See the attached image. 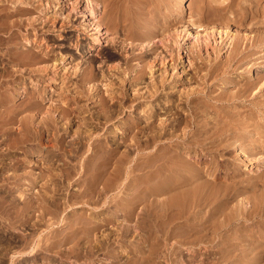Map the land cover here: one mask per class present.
Returning <instances> with one entry per match:
<instances>
[{"label":"rangeland","instance_id":"rangeland-1","mask_svg":"<svg viewBox=\"0 0 264 264\" xmlns=\"http://www.w3.org/2000/svg\"><path fill=\"white\" fill-rule=\"evenodd\" d=\"M105 1H108L107 3H109V5ZM103 4L105 5V11L102 6V1L99 5H95L96 14L93 13V19L95 21L98 20V23L103 22L101 23L103 27L107 28L108 26L107 29L109 32L103 35L101 32H98V30H92L86 35V31L92 28L90 26H88L89 28H84V25L88 24L87 21H85L84 14L88 13L91 8H86L87 0H0V264H264V242L261 241V239L264 240V227H262L264 225H257L258 227L256 226L257 223H253V225H249V227H240L241 225H237L241 229L237 226H222L225 222L224 219H226V215H224L225 211L223 210L224 207L221 202L223 200L221 196L224 195L221 194H223V192L226 194L227 192L223 187L224 183L227 182L228 176L224 175L225 173L227 174L224 168L217 169V167H215L216 165L219 167L220 163V167H223L221 165H224L222 161L224 162L225 158H229L234 162L236 161L234 167L237 168V178L244 183L243 185L247 184L248 186L251 185L249 187H252V180L257 181L258 179L254 176H259V173L264 174V167L259 165L264 162V159L256 158L261 155L255 154L256 157L252 154L249 159H245L243 151L235 147V149L230 147V150L228 148L227 151L225 150L223 153L217 151V159H215L213 163L209 160V164L208 159H211V157L208 156V150H206L208 151L206 152L202 147V149H200L199 146L191 147L193 149L191 150L190 148L189 150L186 148L187 144L181 146L183 142L181 137L184 136L183 133L187 135L195 130L193 123H189L187 119H190V112L188 111H191L192 105H194L190 100L197 91H199L201 96H205L203 93L209 90L207 93H211L210 95H212V100L215 101L214 103H218L210 107V109H207L203 97L201 99L200 96L198 100L201 101H197L199 106L203 105L201 108L206 109L202 110L205 112L207 111L208 115L211 116L212 112L213 115H215L211 116L212 118L210 119V116L208 117L204 111L202 112L197 105L201 112L200 114L205 113L202 115V118L205 116L202 124L208 123L209 126L216 122L215 120L218 118L215 119V117H219V114L222 115V113H224V116L225 114L229 116L228 112H230V115L233 114V112L237 110L234 108H239L238 110H242L244 113L247 112L245 111L247 106L246 101H248V107L250 108L252 106L251 103H258L257 101L264 102V0H103ZM110 9L113 12H111ZM109 11L111 13L108 14ZM102 14L106 18L102 16ZM59 18L63 20L60 21ZM164 18L165 20H162ZM54 19H56V21ZM81 23H83V25ZM107 23H110V25ZM160 24L164 25L163 28L166 26L164 28L165 30L163 29L164 31L159 30L162 28ZM111 26H113L114 32ZM138 26H144L145 28H139ZM146 27L147 29L150 27L149 31L152 29L155 33L157 32V35L150 32L151 34L153 33L152 38H150V33L146 30ZM155 27L156 31L154 30ZM143 28L144 31L142 32ZM128 29H133V32L126 31ZM127 32H132L133 35L129 33V36ZM140 32L148 36L147 38H150V41L145 36V38H141L143 34H140ZM144 32L149 33V35ZM78 35H81V38H83L84 35H86V37L88 36V39L85 40L86 43L95 44L94 48H92V52H90L86 58L91 55L94 56L95 54L96 56H94L95 58L92 57V60L94 59V61L97 60L99 62V59H104L105 66L107 65L104 69H106L107 73L111 66L112 69L116 67L114 71L110 69L112 77H115H113V80L116 79L113 82L118 80L120 82L121 79L119 78H121V76L125 77L122 75L124 74L122 69H125L124 71L129 73L127 76L133 75L131 77H137L135 72H132L131 68H142L143 70V66H145L143 71L147 69L146 71L148 74H142L144 77H140V82L144 83L143 86L145 89H147L146 87L148 85L149 89L144 90L143 88L140 91L139 88L143 87L141 86L142 84H138L135 88H131L130 84L125 85L122 82L120 85L123 86V90H126V93L128 91L127 96H124L125 91H122L120 86L116 89L117 84L108 86L109 82L108 80L106 81L104 77L106 72L105 74L102 72V74L100 71L97 76L91 72L94 76L91 75V68L88 67L91 63L89 64L86 62V64L81 62L80 55L76 53L77 51L75 48L77 44L75 40L79 37ZM27 36L28 39L26 38ZM127 36L130 37L131 40L135 38L137 45L133 42L134 40H128L130 38ZM93 37H100V40L92 41ZM105 37L107 38L105 39ZM60 38H62V40H60ZM234 39L239 43L238 51L234 49ZM139 40H143L141 45H139ZM186 45L189 47L185 49L184 46ZM151 47L152 50L149 51ZM124 48L127 51H125ZM189 48L190 51H188ZM142 51H147V58L139 57L143 53ZM154 51L161 52L159 54L163 55L160 59H156V61H159V64L156 62L157 67L150 69L152 65L149 63H151L152 60L154 61L156 57L153 54H158L154 53ZM25 52L28 53H26V58L24 56ZM47 53L48 58L46 57ZM125 53L126 55L127 53L131 54L132 57L135 55L134 57L136 59L133 57L132 61H130L132 62L131 66L135 64L133 67L128 66L130 65L128 58L127 61L123 60V58L126 59V57L129 56V54L126 56ZM34 54L36 55L34 56ZM137 55L138 57H136ZM158 57H160V55H158ZM50 58H52V60H49ZM137 58H139L140 61H138L139 59ZM146 60H148V62L151 61L148 63ZM141 61H144L143 64ZM98 62L96 63L98 64ZM136 63H138L137 66ZM210 65L216 67V72L219 68L221 70L219 69L217 74H215V71L213 72V75L216 76L212 75V77L216 79H214V81L213 78L210 79L209 83L210 81L213 82L209 85V83L206 82L205 75L207 69L209 70L212 67ZM197 66L198 68H202H199L201 72L198 68H195ZM88 68L90 69L89 73ZM118 68H121L120 72H122V74L119 72ZM129 68L131 72L128 71ZM85 69L88 73L86 74L88 75L87 79L90 75L91 77L89 78L91 79L95 76L98 78L96 79L95 77L93 80L88 79V81H86L87 83L82 81V75H78L82 74ZM119 73L121 76L118 75ZM209 76L210 75H208V77L206 76L207 79L211 77ZM107 78H110V74ZM160 79H163L164 85L167 84L166 87L160 88V84L161 86L163 84L160 82ZM79 81L82 82V86L76 83H80ZM156 82H159L158 90L160 91L158 92L154 90L156 89L155 87H152V84ZM203 82H205L206 85ZM96 88L100 91V95H103L102 98L104 99H102V102L100 101V95L92 97V95L97 93L95 92ZM240 88L242 93H240L241 91L238 92ZM136 89L140 92L136 91ZM150 89L153 90V92L151 91L152 94L149 91ZM242 89H244V91ZM194 90L196 92H194ZM146 91H149V93H146ZM217 93H219V98L222 95V100L223 95L226 97V99L224 98L225 100H223L224 102L222 100L219 102L220 99L214 97ZM238 94H242V99H239L241 96ZM231 95H234L239 100L233 96L234 98L232 97L233 99L231 98L230 101ZM66 96L71 100L72 107L73 105L75 107V104L77 107V104H79L83 105L85 109H80V111L73 110V113L66 116L58 112L52 115L50 114V118L53 116L52 119L54 118V120L46 118L49 117L46 113L49 106L70 103L67 102L68 98H66ZM78 97H80L79 100ZM145 97H147V99H145ZM227 97H229V99H227ZM243 98L244 101L241 103ZM103 101L107 103L104 104ZM228 101L230 106H234V108H230L231 110L229 109ZM232 101H237V103L240 102L241 106L237 107V104ZM140 102L141 104H138ZM214 103L212 101L211 105ZM132 104L135 105L132 107L129 106ZM136 104H138V106ZM222 104L226 108L223 107ZM189 105L190 107H188ZM105 107H107L106 110H102ZM109 107L111 110H109ZM248 107L246 108L247 110L250 109H248ZM119 108H122V111H120L121 109L119 110ZM223 108L228 109L227 113L223 112L225 110ZM232 109H234L233 112ZM37 110H39V112H37ZM100 110L102 113H100ZM115 110L119 111L120 114H118L117 111L115 112ZM176 110L180 111L177 113ZM105 111L109 114L107 115L104 113ZM110 112L114 113L111 114ZM179 113L185 115L184 118H182L183 116L181 115L179 116ZM99 114L102 115L98 116ZM107 116L110 117V120ZM176 116L177 118H175ZM186 116L189 118L187 117L185 121ZM67 118H70L72 121H69V119L67 120ZM106 118L108 121H106ZM22 119L24 120L23 122L21 121ZM149 121L154 123V130L145 127L146 125L148 126ZM181 121H183L182 124L184 126L179 124ZM162 122H164V125ZM165 122L169 125H166ZM170 123H172L173 126ZM157 124L166 125L169 126V128L165 126L167 128L165 129V127L161 125L160 128ZM178 124L179 126H176V128H180L177 129V132H180L183 129L182 127H184L179 135L174 131V125ZM208 124L202 127H205L204 129H200V132L205 137L207 135H204V133L208 130ZM131 126L135 127L133 128ZM156 126L158 128H156ZM190 126H192V128ZM209 126L208 128H210ZM142 129H146V131H144L146 133L143 134L140 132ZM162 129L167 131L165 132ZM155 130V133L159 130L164 132H162V134L159 131L162 136L159 135L158 140H153V145L156 141L161 143V147L158 150L156 149L159 143H156L157 145L155 144L154 147H152L153 145L148 147L149 144L146 143L148 140H146V138H149L152 133L153 135L151 137H154ZM168 131L170 133L174 131V133H172V135H174L172 136ZM148 132L152 133L149 134ZM175 132L177 134H175ZM166 133H169L167 134L169 135L168 137L172 138L168 139ZM192 133L193 132H191L190 135H192ZM157 137L158 136H155V138ZM160 137L164 140L163 142L159 140ZM165 138L167 139L165 140ZM144 143L146 145H144ZM177 143L178 145H176ZM173 144L176 146V149ZM169 148L171 150H169ZM155 152L157 154L160 153L161 156L157 155ZM151 153L154 154V156L152 155L153 157ZM220 153H222V155ZM146 155H149V157ZM168 155L169 157H166ZM150 156L152 160L157 159L155 165H153V161H150ZM221 156H223L224 159ZM164 157L168 160L167 162ZM173 157H175V159L177 158V163L179 164L175 163V165H172ZM218 157L221 158L218 159ZM148 158L149 160L146 161ZM175 159H173V161ZM185 159L187 161H184ZM158 161H160V163ZM204 161L207 162L205 163ZM149 163L153 165V167H151ZM167 163L169 165L171 164V167L169 165L167 166ZM180 163L182 169L180 168ZM188 163L190 164L189 166ZM145 164H147V167L149 165L150 168L148 169L145 167ZM183 165L185 167H183ZM197 165L199 167H197ZM207 165L209 168L207 171L208 173L205 175ZM236 165L238 166L236 167ZM159 166H161V168ZM174 166H177V168ZM192 166L194 168H192ZM185 168L187 170L189 169L188 172L191 170V172H193L194 169L195 175L189 172L196 178L191 181L193 184L185 182L184 179L182 181V179L179 178H183L185 174L187 176L189 175L188 172H185L187 171ZM213 168L216 170L214 171ZM172 169L176 173L173 172ZM177 169L178 171H176ZM159 170H165V172H161L162 175H165L162 177L159 176L161 179L157 177L161 174ZM209 170L213 171L210 172ZM168 171H170L169 174H167ZM171 171L173 175H177L178 172V176H173ZM148 172L151 175H149ZM152 172L153 174L155 173L154 179ZM180 172L181 174H179ZM199 172L201 175H204L203 177L206 180L208 179L206 182L204 178H201L202 180L199 179L202 177ZM263 174L260 178L261 180L264 179ZM211 175L214 176V178H212ZM167 177L170 179H165ZM177 178L181 179V181ZM221 178H223V180ZM158 179L161 180V182L164 179L166 180H164L165 182H167V180L168 182L165 185L164 181L161 183ZM172 179L173 181H171ZM244 179L249 180L245 182ZM260 179H258L257 185H259V187L262 186L260 188H257L258 186L253 187V190L255 188L254 191L251 190L252 188L250 190L247 189V196H250V193H254L253 196H256L260 192L261 194H259L258 197L263 196V200L262 197L261 200L264 201V192L261 191L264 190V180L261 182ZM146 180L148 182H146ZM155 180L157 183L154 182ZM203 180L206 183L205 185H203ZM213 180L215 181L213 182ZM176 181L181 183L183 190L186 187L189 189L194 186L191 190L196 189L197 191H194L202 198L201 203H204L203 206L202 204H200V206H202V208H208L207 210H205V208L201 210L203 214H205L206 211V214H201L202 216L199 219L202 220H198L199 223H201L200 226L204 224V227L202 226L203 228H199L200 226H197L196 229L191 227V230H196H193L196 236L199 235L200 237L201 229V231L204 232L202 235H205L203 236L205 238H200L202 240L199 239L196 242L197 244H195V240L191 243L188 241L195 235L189 230V221L186 222V218L192 215L188 213V211L190 210L192 213L194 208L192 209L189 207L188 211H184V209L181 210V208L178 207L181 212H184L181 213L178 211L177 215L176 208L173 207V209L171 207L168 209L166 205H163L165 200L168 201L170 195L172 196L177 190L180 192L179 189L182 190L180 184L177 185L178 182ZM153 182L154 184L156 183L157 186H154ZM184 182L188 185L190 183V185H186L185 187L182 185ZM194 182L196 185H194ZM160 183L163 185H160ZM173 183L175 187L172 188L175 191L169 186L171 184V186H174ZM220 183L223 185L221 186ZM149 184L151 186L153 184V186L149 187ZM197 184H202L203 189L199 188L201 189V193L198 191ZM210 184H212L213 187ZM214 184L219 188H217L216 185L214 187ZM163 186H165V188L167 186V190L161 191L163 192L162 196L159 195L161 192L158 194L159 196H156L154 192L150 193V191H148L149 188L151 189L154 187L165 189ZM208 186H211V189L208 188ZM168 188L170 189L169 191ZM207 188L210 192L214 190L211 194H213L217 188L216 192L219 195L215 194L213 197L208 196L207 194L210 192H207L209 191ZM202 190L203 192L206 191L205 195L202 193ZM147 191L148 194H146ZM165 192L167 193L165 194ZM144 193L146 197H144ZM200 194H202V196ZM162 197L166 199L163 200ZM145 198H156V201L153 200V203L156 204L155 207H152L154 206L152 205V201L145 200ZM204 198H207V200ZM160 199L163 203L162 205ZM158 200L160 202L159 206ZM214 200H217V202H215L216 204ZM208 201L212 202V205ZM145 202L149 205L151 203V205L149 206ZM218 203L222 205V209L220 208L221 206L219 207ZM234 203H236V201L233 202L235 206ZM215 205H217V207ZM161 206L164 208L166 207L167 211L171 212L170 214H172V217L166 210L164 211ZM151 207L153 210L157 207L159 212L160 210L161 212L158 213L155 209L154 212L158 214L156 213V215L154 212H151L155 214L152 216L150 214V210L152 211V209H150ZM194 207L196 209H201L198 208L197 204ZM213 208L215 211H212L216 214L211 212ZM172 211L174 214L176 213L174 217ZM218 212H221V214H217ZM167 213L168 215H166ZM179 213L181 214L179 215ZM160 214L163 218L159 217L161 216ZM187 214L189 215L187 216ZM210 214L214 215V217L208 216ZM168 216L172 219L171 223L169 222L170 217ZM179 216L182 217L180 218ZM207 216L212 218H208ZM156 219L157 221H155ZM159 219L160 223L158 222ZM161 219H163L162 222ZM204 219L208 222H205ZM221 219H223V222ZM151 220L156 223H153ZM209 220H213L214 223L220 220V223H222L220 227H222H217L216 232L210 231L216 223L209 222ZM203 221L206 224L208 223V229L205 227L206 225ZM262 221H264V219H262ZM151 223H153V225ZM161 223H168L170 227H175L174 225H176L178 226L176 230L181 228L177 236V239H179L177 241L179 242H176V239H172L170 240L171 242L166 241L167 246L165 241L161 243L163 240V237L161 238L162 235H160L162 234V228L160 227L162 226ZM209 223H211L212 226ZM220 223L216 225L218 226ZM146 224H150V226ZM180 225L182 226L179 227ZM223 225H225V223ZM183 226H186L185 228H188L189 231L183 228ZM256 227L257 229H255ZM228 228L230 229L229 237ZM237 228L241 231L240 233ZM197 230L199 232L198 234ZM204 230H209L212 234L209 235L210 232L207 231L206 233ZM212 230L215 231L216 226ZM222 230L224 231L223 236ZM242 230H247L245 232L246 234ZM180 232L184 234L183 237ZM258 232L263 238L257 235ZM190 233H192V235ZM243 233L247 236H244L246 240L242 239L241 241L243 236L240 238L238 234L243 235ZM251 233L253 235L255 233L257 236L254 235L256 236L254 237ZM220 235L223 238L227 236L225 238L227 241H222L223 238H221ZM210 236L213 238L211 239L212 241L210 240ZM248 236L252 237V240L250 237L248 238ZM245 237H247L248 240ZM158 238L162 240L160 239L158 241ZM206 238L209 240L206 241ZM258 238L261 243H255V239L258 241ZM249 239L253 242L249 241ZM194 249L199 250L198 253L195 252L197 250ZM220 251H222V253Z\"/></svg>","mask_w":264,"mask_h":264},{"label":"bare ground","instance_id":"bare-ground-1","mask_svg":"<svg viewBox=\"0 0 264 264\" xmlns=\"http://www.w3.org/2000/svg\"><path fill=\"white\" fill-rule=\"evenodd\" d=\"M101 1H102V6H103L104 11H105V5L103 4V0H87L86 8H88V7H89V8L91 7V8L89 9V12H88V13L84 14L85 21H87V23H88V24H85V25H84V26H85L84 28H85V29H86V28H89L88 26H90V27H92V28L86 31V35H87L90 31H92V30H98V32H101L103 35H105V34H107V32H109L108 29H107L108 26H107L106 24H105V25L107 26V28H106V27H103V24H101V23H103V22H100V21H99L100 23H98V20L95 21V20L93 19V13L96 12V10H95V9H96V8H95V5H99V3H100ZM105 2L107 3L108 1H105ZM106 3H105V4H106ZM107 4L109 5V3H107ZM108 5H106V6H108ZM108 7H109V6H108ZM110 7H111V6H110ZM112 9H113V7H112ZM106 10H107V9H106ZM107 11H108V10H107ZM107 11H106V12H107ZM110 11H111V9H110ZM110 11L108 12V14L111 13V12H113V11H111V12H110ZM95 14H96V13H95ZM103 14H104V13H103ZM103 14H102V16H104ZM106 14H107V13H106ZM73 16H74V15H73ZM73 16H72V17H73ZM106 16H107V15H106ZM55 17H56V16H55ZM55 17H54V18H55ZM67 17H68V16H67ZM104 17H105V16H104ZM56 18H57V17H56ZM68 18H69V17H68ZM105 18H106V17H105ZM105 18H104V19H105ZM44 19H45V18H44ZM46 19H47V18H46ZM51 19H52V18H51ZM59 19H60V18H59ZM69 19H70V18H69ZM54 20L56 21V19H54ZM54 20H53V21H54ZM62 20H63V19H62ZM62 20L60 19V21H62ZM102 20H103V19H102ZM162 20H165V18L162 19ZM48 21H50V20H48ZM64 21H65V20H64ZM72 21H73V20H72ZM167 21H168V20H167ZM73 22H74V21H73ZM158 22H159V21H158ZM161 22H163V21H161ZM71 23H72V22H71ZM104 23H105V22H104ZM163 23H164V22H163ZM73 24H74V23H73ZM73 24H72V25H73ZM81 24L83 25V23H81ZM107 24L110 25V23H107ZM142 24H143V23H142ZM144 24H145V23H144ZM158 24H159V23H158ZM164 24H165V23H164ZM167 24H168V23H167ZM167 24H166V25H167ZM150 25H151V24H150ZM154 25H155V24H154ZM154 25H153V26H154ZM160 25H162V28L159 29L160 31L163 30V29L166 27V26H165V27L163 28L164 25H163V24H160ZM145 26H146V25H145ZM147 26H148V23H147ZM156 26H157V25H156ZM109 27H110V26H109ZM112 27H113V26H111V28H112ZM138 27H139V26H138ZM138 27H136V28H138ZM140 27H144V26H140ZM140 27H139V28H140ZM150 27H151V26H150ZM150 27H149V28H150ZM144 28H145V27H144ZM144 28H143V30L141 29L142 32L144 31ZM149 28L147 29V27H146V30H148L149 33H150V32L155 33L152 29H151V31H149V30H150ZM152 28H153V27H152ZM80 29H82V28H80ZM85 29H84V30H85ZM109 29H110V28H109ZM113 29H114V28H112V31H113ZM134 29H135V28H134ZM48 30H50V29H48ZM82 30H83V29H82ZM154 30L156 31V27H155ZM164 30H165V29H164ZM164 30H163V31H164ZM126 31H132V32H133V29H132V30H129V29H128V30H126ZM135 31H136V30H135ZM137 31H138V33H139V30H138V29H137ZM137 31H136V32H137ZM81 32H82V31H81ZM113 32H114V31H113ZM115 32H116V31H115ZM132 32H131V33L129 32L130 35H131V34L133 35ZM136 32H135V33H136ZM142 32H140V34H143ZM127 33H128V32H127ZM129 33H128V35H129ZM135 33H134V34H135ZM144 33H145V32H144ZM149 33L146 32L145 34H148V35H149ZM153 33H152V34H153ZM156 33H157V32H156ZM156 33H155V34H156ZM81 34H82V33H81ZM84 34H85V33H84ZM108 34H109V33H108ZM110 34H111V33H110ZM112 34H114V33H112ZM140 34H139V36H140ZM152 34L150 33V35H149L150 38H152ZM86 35H84L83 38H81V35H78L79 37H77V39L75 40V41H76V44H77V45H76V48H75L76 51H77L76 53H78V54L80 55L81 62H84V63L87 62V63H89V64L91 63L90 66L87 65L88 67L91 68V71H90L89 68H88L89 70L87 69V70H88V73H89V71H90V74H91V75H93V73H94V75L97 76V74L101 71V73L103 72V73L105 74L106 69H104V67H106L107 65L105 66V63H104L105 61H103L104 59H103V60L99 59V62H98L97 60L94 61V59L92 60V57L96 56L95 54H94V56L91 55V56H88V57L86 58V56H87L90 52H92V50H93L92 48H94V45H95L94 43H90V44H89V43H86L85 40L88 39V36L86 37ZM124 35H126V34H124ZM130 35H129V36H130ZM156 35H157V34H156ZM156 35H155V36H156ZM28 36H29V35H28ZM28 36L26 37L27 39H28ZM49 36H50V35H49ZM134 36H135V35H134ZM136 36H137V34H136ZM136 36H135V37H136ZM144 36H145V35L143 34V35L141 36V38H142V37H143V38H145V37L147 38V37H148V36H145V37H144ZM85 37H86V38H85ZM127 37H128V36H127ZM127 37H125V38H127ZM137 37H138V36H137ZM137 37H136V38H137ZM106 38H107V37H105V39H106ZM128 38H130V37H128ZM139 38H140V37H139ZM141 38H140V39H141ZM150 38H147V39L149 40ZM49 39H50V38H49ZM60 40H62V38H60ZM96 40H100V37H93L92 41H96ZM128 40H131V38L128 39ZM132 40H134L133 42H135V38H134V39L132 38ZM132 40H131V41H132ZM148 40H147V41H148ZM139 41H140V44H139V45H141V42H142L143 40H142V41L139 40ZM145 41H146V40H145ZM149 41H150V40H149ZM136 42H137V41H136ZM136 42H135V43H136ZM231 42H232V41H231ZM129 43H130V42H129ZM131 43H132V42H131ZM88 44H89V45H88ZM132 44H133V43H132ZM132 44H131V45H132ZM128 45H129V44H128ZM133 45H134V44H133ZM136 45H137V43H136ZM233 45H234V49H235L236 51H238L239 43H238L237 41H235V39L233 40ZM143 46H144V45H143ZM152 46H153V45H152ZM154 47H155V45H154ZM186 47H187V45L184 46L185 49H186ZM188 47H189V46H188ZM188 47H187V48H188ZM129 48H130V47H129ZM142 49H143V48H142ZM146 49H147V48H146ZM124 50H125V48H124ZM147 50H148V49H147ZM150 50H152V47H151V49H149V51H150ZM153 50H154V49H153ZM51 51H52V49H51ZM125 51H127V50H125ZM188 51H190V48L188 49ZM46 52H47V51H46ZM142 52H143V51H142ZM146 52H147V51H146ZM146 52H143L139 57H140V58H147V57H146V56H147ZM232 52H233V51H232ZM26 53H27V52H25V55H24L25 58H26ZM48 53H49V52H48ZM48 53H47V56H46L47 58H48ZM131 53H132V52H131ZM154 53H158V54L155 55V54L151 53V54H153L154 56H156V57L154 58V61L152 60L153 58L151 59L152 61L150 60L152 64L149 63L150 61L148 62L149 59L146 60L150 65H152L150 69H153V68H156V67H157V66H156V65H157L156 62L158 63L159 61H156V59H157V60L160 59V58L162 57V55H163V54H159V53H161V52H156V51H154ZM236 53H237V52H236ZM27 54H28V53H27ZM45 54H46V53H45ZM99 54H100V53H99ZM128 54H129V53H127V55H128ZM151 54H150V55H151ZM182 54H183V53H182ZM35 55H36V54H34V56H35ZM37 55H38V54H37ZM50 55H51V54H50ZM50 55H49V56H50ZM103 55H104V54H103ZM125 55H126V53H125ZM127 55H126V56H127ZM158 55H160V57H158ZM134 56H135V55H134ZM134 56H133V57H134ZM151 56H152V55H151ZM151 56H150V57H151ZM97 57H98V56H97ZM133 57H132L131 54H129V56L126 57V59L123 58V60H126V61H127V58H128V59H129L128 61L130 62V61H132ZM136 57H138V55H137ZM152 57H153V56H152ZM167 57H168V56H167ZM23 58H24V57H23ZM43 58H44V57H43ZM94 58H95V57H94ZM134 58H135V57H134ZM164 58H165V56H164ZM233 58H234V57H233ZM135 59H136V58H135ZM137 59H139V58H137ZM49 60H52V58H50ZM49 60H47V61H49ZM143 60H144V59H143ZM162 60H163V58H162ZM138 61H140V59H139ZM163 61H164V60H163ZM230 61H231V60H230ZM96 62H98V64H97ZM129 62H127V63H129ZM141 62H142V64H143L144 61H141ZM141 62H140V63H141ZM160 62H161V61H160ZM165 62H166V61H165ZM165 62H164V64H165ZM87 63H86V64H87ZM131 63H132V62H130V65H128V64H126V63H125V64L128 65V66H131ZM153 63H154V64H153ZM196 63L199 64L198 62H196ZM137 64H138V63H136V66H137ZM142 64H139V65H142ZM158 64H159V63H158ZM194 64H195V63H194ZM197 64H195V65H197ZM217 64H219V63H217ZM122 65H124V64H122ZM134 65H135V64H134ZM134 65H132L131 67H133ZM139 65H138V66H139ZM144 65H145V63H144ZM146 65H147V63H146ZM199 65H200V64H199ZM199 65H198V66H199ZM214 65H216V64H214ZM214 65H213V66L210 65V66H212V67H211V68L209 67V68H210L209 70L207 69V71H206L207 73L205 72V73H206V75H205L206 82H208V83H209V80H210V79L213 78V81H214V79H216V78L212 77L213 72L215 71V68H216ZM128 66H127V67H128ZM136 66H135V67H136ZM148 66H149V65H148ZM148 66H147V68L149 69ZM193 66H194V65H193ZM198 66L195 67V68H198ZM217 66H218V65H217ZM221 66H222V65H221ZM109 67H110V66H109ZM111 67H112V66H111ZM111 67H110V69H112ZM113 67H114V66H113ZM118 67H119V66H118ZM123 67H124V66H123ZM127 67H125V68H127ZM141 67H142V66H141ZM143 67H144V68H143V70H144V69H145V66H143ZM219 67H220V65H219ZM219 67H218V68H219ZM85 68H86V67H85ZM98 68H99V69H98ZM115 68H116V67H115ZM115 68L112 69V70H113V71L116 70ZM139 68H140V67H139ZM199 68H200V67H199ZM199 68H198V70H199ZM83 69H84V68H83ZM107 69H108V67H107ZM110 69H108L109 72H108V73L106 72V74L104 75V77L106 78V81L108 80V82H109V83L107 82V83L109 84L108 86H112V85L117 84L116 89L118 88V86H120L121 88L123 87V86L120 85V83H122V82H123L125 85L130 84V87H131V88H132V87L135 88V86H137L138 84H142L141 86H143L144 83H141V82H140V81H141V80H140V77H144V76H142V74H144V75H145V74H148L147 71H146L147 69H146L145 71H143L142 68H141V69H135V68L132 69V68H131L132 72H135V74H136V76H137V77H135V76H134V77H131V76H133V75H131V76H127V75H129V73H128L127 71H124L125 69H122V70H123L122 72L124 73V74H122V72H120L121 68H120V69L118 68L119 72H120L122 75H124L125 77L121 76V74L119 73L118 75H120L121 78H119L120 76H119L118 78L121 79L122 81L120 80V82H119V80H118V81H116V82H113V81H115L116 79L113 80L115 77H114V76H113L114 78L112 77V74H111V72H110ZM200 69H202V68H200ZM203 69H204V68H203ZM219 69H220V68H219ZM219 69H218V70H219ZM127 70H128V69H127ZM140 70H141V71H140ZM159 70H160V68H159ZM195 70H196V69H195ZM205 70H206V68H205ZM218 70H217V72H218ZM220 70H221V69H220ZM82 71H83V70H82ZM85 71H86V69L83 71L82 74H79V75H78V76H81V75H82V77H83V78H82V81H84V82L88 81V79H91V78H89V77H91L90 74H89L90 76H89L88 79H87V76H88V75H86V74H88V73H87V71H86V72H85ZM94 71H97V72H94ZM113 71H112V72H113ZM128 71H130V68H129ZM155 71H156V70H155ZM199 71L201 72V70H199ZM84 72H85V74H84ZM91 72H93V73H91ZM116 72H118V71H116ZM130 72H131V71H130ZM145 72H146V73H145ZM153 72H154V71H153ZM196 72H197V70H196ZM217 72L215 71V74H217ZM79 73H80V72H79ZM103 73H102V74H103ZM114 73H115V72H114ZM109 74H110V78H107V77L109 76ZM83 75H84V76H83ZM94 75H93V76H94ZM118 75H117V76H118ZM208 75L211 76V77L209 76V77H210L209 79H207ZM96 76H95V77H96ZM117 76H116V77H117ZM206 76H207V77H206ZM213 76H216V75H213ZM95 77H94V78H95ZM99 77H100V76H99ZM102 77H103V75H102ZM104 77H103V78H104ZM203 77H204V75H203ZM94 78H93V79H94ZM97 78H98V77H96V79H97ZM156 78H157V77H156ZM194 78H195V77H194ZM205 78H204V79H205ZM93 79H91V80H93ZM154 79H155V78H154ZM154 79H153V80H154ZM157 79H158V78H157ZM157 79H156V80H157ZM163 79H164V78H163ZM163 79H160V80H161L160 82L163 83L162 86H161V84H160V88H161V87H166V85H167V84L164 85V81H162ZM165 80H166V79H165ZM77 81H78V80H77ZM80 81H81V80H80ZM80 81H79V82H80ZM89 81H90V80H89ZM154 81H155V80H154ZM157 81H159V80H157ZM213 81H212V82H213ZM84 82H83V83H84ZM142 82H143V81H142ZM212 82L210 81L209 85H210ZM76 83H77V84H80V85L82 86V84H81L82 82H80V83L76 82ZM76 83H75V84H76ZM86 83H87V82H86ZM118 83H119V85H118ZM152 83H153V82H152ZM158 83H159V82H158ZM158 83L156 82L155 84H152V87H155V88H156V89L153 88L154 90H156V92L160 91V90H158V87H159V84H158ZM166 83H167V81H166ZM203 83L206 85L205 82H203ZM111 84H112V85H111ZM156 84H157L158 86H157ZM73 85H74V84H73ZM149 85H150V84H149ZM153 85H155V86H153ZM163 85H164V86H163ZM250 85H251V84H250ZM139 86H140V85H139ZM145 86H146V85H145ZM240 86H241V85H240ZM77 87H78V86H77ZM75 88H76V87H75ZM78 88H79V87H78ZM110 88H111V87H110ZM112 88H113V87H112ZM134 88H133V89H134ZM136 88H138V87H136ZM143 88H144V86L141 87V88H139L140 91H141V89H143ZM146 88H147V89L144 88V90H148V89H149V88H148V85H147ZM150 88H151V87H150ZM205 88H206V86H205ZM108 89H109V88H108ZM116 89H115V90H116ZM207 89H208V88H207ZM109 90H110V89H109ZM121 90H122V91H125V95H124V96H127L128 91H127V93H126V90H123V88H122ZM197 90H198V89H197ZM242 90L244 91V89H242ZM246 90H247V87H246ZM113 91H114V90H113ZM113 91H111V92H113ZM136 91H138V90L136 89ZM140 91H138V92H140ZM149 91H150V93L152 94L153 90L150 89ZM149 91H148V92L146 91V93H149ZM151 91H152V92H151ZM202 91H204V90H202ZM208 91H209V90H208ZM208 91H207V92H208ZM239 91H241V88H240V90H238V92H239ZM78 92H79V91H78ZM80 92H81V91H80ZM95 92H97V93L94 94V95H92V97L101 94L100 91H98L97 88H96V91H95ZM108 92H110V91H108ZM120 92H121V91H120ZM120 92H119V93H120ZM194 92H196V91L194 90ZM207 92H206V93L201 92V93L205 94V96H204V95L201 96V94H199V91H197L195 94L192 93V94H194V95H193V97L191 98L190 101H191L192 104H194V105H192L193 107L191 106V107H192L191 111H188V112H190V113H189V114H190V115H189V116H190V119H187V120H188L189 123H193V125L195 126V130L193 129L194 131H191V132H193L192 135H190L191 132H190V134H187V135H189V136L185 135L186 133H183L184 136H182V133H181V136H182L181 139H183V142L180 140V141L182 142L181 146H182L183 144H187V145H186V148L189 149V150H190L191 147H194V146H195V147H196V146H197V147L199 146L200 149L203 148V150H205V151L208 150L209 152H208V151H206V152H208L209 155H208V154H207V155L211 157V159H208V161L211 160L212 163L215 161V159H217V158H216V156H218V155H216L217 151L223 153V151H225V150L227 151L228 148H229V150H230V147H231V148L233 147V149L236 148V149H238V150L243 151L245 159H246V158L249 159L250 156H251L252 154H253V155H254V154H255V155H261L260 157H256V156L254 155V157L259 158V159H264V102H259V101H257L258 103H254V104L251 103L252 106H251V108H250V107H248V101H246V102H247V104H246V105H247L246 108L248 107V109H249V108H250V109L247 110V109L244 107V108H245V111H247V112L244 113V112H242V110H238L239 108H234V106H230L229 101H228L229 109H230L231 107H233L235 110L237 109L235 112H233L234 109H232L233 114L230 115V112H228V113H229V116H227V114H225V116H224V115H223L224 113H222V115L219 114V115H220L219 117H215V119H216V118H218V119L215 120V119L213 118L216 122H214V123H212L213 121L210 122V123H212V125L209 126L208 123H206V124L203 123V124H205V125H203V124H202V121L204 122V117H205V116L202 118V115L205 114V113L207 114V111L205 112L204 110H206V109L201 108V107H203V105H202V106H201V105L199 106L198 103H197V101H199L198 99H200V96H201V99H202V97L205 99V100L203 99V101H205L204 103H205L207 109H208V108L210 109V107H212L213 105L218 104V103H214L215 101L212 100L213 97H212V95H210L211 93H207ZM212 92H213V91H212ZM28 93H30V92H28ZM31 93H32V92H31ZM114 93H115V92H114ZM146 93H144V94H146ZM154 93H155V92H154ZM240 93H242V91H241ZM247 93H248V92H247ZM247 93H246V94H247ZM121 94H122V92H121ZM144 94H141V95L145 96ZM151 94H150V95H151ZM155 94H157V93H155ZM155 94H154V96H155ZM218 94H219V93H217L214 97L219 98V97H218ZM236 94H237V92H236ZM236 94H235V96H236ZM30 95H33V94H30ZM30 95H29V96H30ZM118 95H119V94H118ZM148 95H149V94H148ZM238 95H239V94H238ZM241 95H242V94H240L239 96H241ZM244 95H245V93H244ZM77 96H78V95H77ZM77 96H76V97H77ZM100 96H101V95H100ZM100 96H99V97H100ZM128 96H130V95H128ZM146 96H147V95H146ZM152 96H153V95H152ZM154 96H153V97H154ZM219 96H220V95H219ZM229 96H230V95H229ZM233 96H234V95H231V97H230V101H231V98H232ZM235 96H234V97H235ZM31 97H32V96H31ZM31 97H30V98H31ZM99 97H98V98H99ZM102 97H103V95L100 97V98H101V100H100L101 102H102V99H104V98H102ZM104 97H105V96H104ZM122 97H123V96H122ZM147 97H149V96H147ZM147 97H145V99H147ZM150 97H151V96H150ZM188 97H189V96H188ZM221 97H222V95H221ZM221 97L219 98L220 100L218 99L219 102L222 100ZM234 97H233V98H234ZM242 97H243V96H241L239 99H242ZM66 98H68V97L66 96ZM79 98H80V97H78V100H79ZM124 98H125V97H124ZM142 98H143V97H142ZM224 98L226 99V97H224V95H223V100H225ZM233 98H232V99H233ZM235 98H237V97H235ZM247 98H248V97H247ZM71 99H72V98H71ZM73 99H74V98H73ZM189 99H190V97H189ZM214 99H215V98H214ZM227 99H229V97H227ZM237 99H238V98H237ZM239 99H238V100H239ZM69 100H70V99L68 98L67 102H70L71 104H70V103H66V104H67V105L65 104L66 106H65L64 104H61V105H57V104H56V105H53V106H49V108L46 110V113L48 114L49 117H46V118H50V114L52 115V114H55L56 112H58V113H62V115L65 114V116H66V115H68V114L70 115V113H73L75 110H79V111H80V109H85V108H83V105H79V104H77V107H76V104H75V107H76V108L74 107V105H73V107H72V102H71V100H70V101H69ZM75 100H76V99H75ZM218 100H217V101H218ZM223 100H222V101H223ZM72 101H73V100H72ZM97 101H98V100H97ZM105 101H107V100H105ZM188 101H189V100H188ZM188 101H187V102H188ZM200 101H201V100H200ZM200 101H199V102H200ZM212 101H213L214 104L211 105V102H212ZM243 101H244V98H243V100L241 101V103H242ZM252 101H254V100H252ZM252 101H251V102H252ZM74 102H75V101H74ZM79 102H80V101H79ZM132 102H133V101H132ZM223 102H224V101H223ZM225 102H226V101H225ZM232 102H235V101H232ZM238 102H239V101H238ZM77 103H78V102H77ZM103 103L106 104L107 102L105 103V102L103 101ZM201 103H202V102H201ZM235 103L237 104V105L235 104L237 107H238V106H241V103H240V102L237 103V101H236ZM249 103H250V101H249ZM138 104H141V102L138 103ZM138 104H136V105L138 106ZM188 104H189V103H188ZM188 104H186V105H188ZM202 104H203V103H202ZM223 104H224V103H223ZM223 104H222V106H223ZM232 104H233V103H232ZM31 105H32V104H31ZM133 105H135V104H132V105H129V106L132 107ZM197 105H198V107H200V108H199L200 110L204 109V110H202V112L204 111L205 113L200 114L201 112L199 111ZM98 106H99V105H98ZM100 106H101V103H100ZM120 106H121V105H120ZM219 106H221V105H219ZM244 106H245V102H244ZM249 106H250V105H249ZM30 107H31V106H30ZM30 107H29V108H30ZM32 107H33V105H32ZM103 107H104V106H103ZM123 107H124V105H123ZM177 107H178V106H177ZM188 107H190V105H189ZM188 107H187V108H188ZM214 107H215V106H214ZM217 107H218V106H217ZM223 107H225V106H223ZM34 108H35V107H34ZM100 108H102V107H100ZM100 108H99V109H100ZM106 108H107V107H105V108L102 109V110H106ZM109 108H110V107H109ZM218 108H219V107H218ZM221 108H222V107H221ZM225 108H226V107H225ZM225 108H223V109H225ZM244 108H243V111H244ZM31 109H32V108H31ZM116 109H117V108H116ZM120 109H121V110H120ZM178 109H179V108H178ZM178 109H177V110H178ZM215 109H216V108H215ZM73 110H74V111H73ZM87 110H91V109H87ZM109 110H111V108H110ZM109 110H108V111H109ZM119 110L122 111V108H119ZM177 110H176V111H177ZM216 110L219 111L218 109H216ZM216 110H215V111H216ZM221 110H222V109H221ZM225 110H226V111H225ZM225 110H224L223 112H226V113H227V110H228V109H225ZM230 110H231V109H230ZM230 110H229V111H230ZM33 111H34V110H33ZM100 111H101V110H100ZM113 111H114V109H113ZM116 111H117V110H115V112H116ZM123 111H124V108H123ZM179 111H180V110H179ZM179 111H177V113H178ZM212 111H213V110H212ZM217 111H216V112H217ZM37 112H39V110H37ZM41 112H42V111H41ZM117 112H118V114H120L119 111H117ZM155 112H156V111H155ZM209 112H211V111H209ZM209 112H208V113H209ZM221 112H222V111H221ZM100 113H102V111H101ZM104 113H106V111H105ZM104 113H103V114H104ZM110 113H111V112H110ZM112 113H114V112H112ZM112 113H111V114H112ZM177 113H176V114H177ZM219 113H220V112H219ZM106 114H107V113H106ZM108 114H109V113H108ZM108 114H107V115H108ZM155 114H156V113H155ZM209 114H210V113H209ZM214 114H215V113H214ZM217 114H218V112H217ZM43 115H44V114H43ZM58 115H60V114H58ZM100 115H102V114H99L98 116H100ZM104 115H105V114H104ZM153 115H154V113H153ZM180 115L183 116L182 118H184V116H185V115H182V114L179 113V116H180ZM186 115H187V114H186ZM200 115H201V116H200ZM207 115H208V114H207ZM207 115H206V117H207ZM111 116H112V115H111ZM179 116H178V117H179ZM209 116H210V115H208V117H209ZM211 116H215V115H213V112H212ZM211 116H210V119L212 118ZM217 116H218V115H217ZM223 116H224V117H223ZM230 116H231V117H230ZM52 117H53V116H52ZM52 117H51L50 119H52ZM63 117H64V116H63ZM69 117H70V116H69ZM107 117H109V116H107ZM154 117H155V115H154ZM156 117H157V116H156ZM187 117H188V116L185 117V121H186V118H187ZM175 118H177V116H176ZM179 118H180V117H179ZM188 118H189V117H188ZM219 118H220V119H219ZM68 119H69V121L71 120L70 118H67V120H68ZM97 119H98V118H97ZM106 119H107V118H106ZM168 119H169V118H168ZM172 119H173V118H172ZM180 119H181V118H180ZM205 119H207V118H205ZM52 120H54V118H53ZM99 120H100V119H99ZM109 120H110V117H109ZM155 120H156V118H155ZM165 120H166V119H165ZM173 120H174V119H173ZM178 120H179V119H178ZM178 120H177V123H178ZM21 121L23 122L24 120L22 119ZM71 121H72V120H71ZM106 121H108V119H107ZM152 121H153V120H152ZM156 121H157V120H156ZM161 121H163V120H161ZM169 121H170V120H169ZM171 121H172V120H171ZM175 121H176V120H175ZM179 121H180V120H179ZM185 121H184V122H185ZM207 121H208V120H207ZM99 122H101V121H99ZM153 122H155V121H153ZM153 122H150V121H149V124L147 123L148 126L146 125L145 127L148 128V129H150V130H154L155 126H153V124H154ZM182 122H183V121H181V123L179 122V124H180V125H183ZM188 122H186V123H188ZM45 123H47V122H45ZM133 123H134V122H133ZM150 123H151V124H150ZM186 123H185V124H186ZM47 124H48V123H47ZM162 124L164 125V122H162ZM165 124H166V125H169V124H167L166 122H165ZM170 124H172V123H170ZM179 124H178V125H174L175 130L172 129V128H171V129L177 132V129L180 128V127L176 128V126H179ZM207 124H208V126L210 127V128H208V126H207V129H208L207 131H208V132L205 130L206 132L204 133V131L202 130L203 133H204V135H205V134L207 135V136L205 137V136H203V134L200 132V131H201L200 129H201L203 126H206ZM133 125H135V124H133ZM158 125L160 126L161 124H157V126H158ZM163 125H161V126H163ZM166 125H165V126H166ZM187 125H188V124H187ZM187 125H186V126H187ZM42 126H43V124H42ZM48 126H49V125H48ZM157 126H156V128H158ZM161 126H160V128H161ZM165 126H163V127H165ZM172 126H173V124H172ZM172 126H171V127H172ZM183 126H184V125H183ZM186 126H185V127H186ZM211 126H212V127H211ZM131 127L134 128L135 126H131ZM163 127H162V128H163ZM166 127L169 128V126H166ZM166 127H165V129H167ZM174 127H173V128H174ZM190 127L192 128V126H190ZM136 128H137V127H136ZM182 128L184 129V127H182ZM204 128H205V127H204ZM204 128H202V129H204ZM165 129H164V130L162 129V130L166 132L167 130H165ZM183 129H182L181 131H183ZM188 129H189V128H188ZM142 130H143V131H142ZM142 130H140V132H142L143 134L146 133V132H144V131H146V129H142ZM160 130H161V129H160ZM160 130H159V131H160ZM169 130H170V129H169ZM185 130H186V128H185ZM190 130H191V129H190ZM138 131H139V130H138ZM159 131H158L157 133H155L156 130L154 131V134H155V135H154L153 138L151 137V136L153 135V133L151 132V133H152V134H151L150 132H148L149 134H151L149 138H146V137H145L146 140L148 139V140L146 141V143L149 144L148 147H150V145L152 146L155 140H158L159 135L163 132V131H160L161 133H159ZM174 131H173L172 133H174ZM181 131H180V132H181ZM186 131L188 132V130H186ZM168 132H169V131H168ZM176 132H175V134L178 133V135H179L180 132H177V133H176ZM163 133H164V132H163ZM163 133H162V134H163ZM169 133H170V132H169ZM169 133H166V135L169 134ZM172 133H170V134L172 135ZM149 134H148V135H149ZM199 134H200V135H199ZM201 134H202V138H201ZM146 135H147V134H146ZM171 135H170V136H171ZM173 135H174V134H173ZM173 135H172V136H173ZM178 135H175V136H178ZM155 136H158V137L155 138ZM160 136H162V135H160ZM168 136H169V135H167V137H168ZM165 137H166V136H165ZM179 137H180V136H179ZM170 138H172V137H170ZM170 138L168 137V139H170ZM173 138H175V137H173ZM166 139H167V138H165V140H166ZM134 140H136V139H134ZM153 140H154V141H153ZM159 140L162 141V142L164 141V140L161 139V137H160ZM172 140H173V139H172ZM175 140H176V139H175ZM167 141H168V140H167ZM167 141H165V142H167ZM137 142H138V141H137ZM137 142H136V143H137ZM144 142H145V140H144ZM156 143H159V142L156 141ZM156 143H155V144H156ZM175 143H176V142H175ZM178 143H179V141H178ZM178 143H177L176 145H178ZM155 144H154V145H155ZM164 144H165V143H164ZM170 144H171V146H172L171 140H170ZM144 145H146V144L144 143ZM154 145H153L152 147H154ZM156 145H157V144H156ZM160 145H161V143H159V146H158L159 148L156 146L157 149H156V148H154V149H156V150L160 149V147H161ZM173 145H174V144H173ZM169 146H170V145H169ZM169 146H168V147H169ZM205 146H207V147H205ZM79 147H81V146H79ZM174 147H175V149H176V146H175V145H174ZM174 147H172V148H174ZM201 147H202V148H201ZM234 147H235V148H234ZM145 148H146V146H145ZM170 148H171V147H170ZM170 148H169V150H171ZM178 148H179V146H178ZM180 148H181V147H180ZM150 149H151V148H150ZM175 149H174V150H175ZM192 149H193V148H191V150H192ZM195 149H196V148H195ZM220 149H221V151H220ZM172 150H173V149H172ZM184 150H185V149H184ZM193 151H195V150H193ZM231 151H232V149H231ZM76 152H77V151H76ZM151 152H152V151H151ZM159 152H161V151H159ZM170 152H171V151H170ZM200 152H201V151H200ZM155 153H156V152H155ZM177 153H178V152H177ZM222 153H220V154L222 155ZM77 154H78V153H77ZM148 154H149V153H148ZM156 154H157V153H156ZM161 154H162V153H161ZM175 154H176V153H175ZM218 154H219V153H218ZM226 154H227V153H226ZM152 155L154 156V154L151 153V156H152ZM157 155L161 156L160 153L157 154ZM176 155H177V154H176ZM227 155H228V154H227ZM227 155H225V156H227ZM146 156L149 157V155H146ZM146 156H145V157H146ZM151 156H150V161H153V165H155L156 162H157V161H156L157 159H156V160H155V159L152 160V159H151ZM153 156H152V157H153ZM155 156H156V155H155ZM179 156H180V155H179ZM225 156H224V157H225ZM166 157H169V155L166 156ZM182 157H183V156H182ZM210 157H209V158H210ZM221 157L223 158V156H221ZM221 157H218V159H220ZM229 157H230V156H229ZM242 157H243V156H242ZM244 157H243V158H244ZM156 158H158V157H156ZM171 158H172V157H171ZM231 158H232V157H231ZM235 158H236V157H235ZM251 158H252V157H251ZM164 159H165V157H164ZM167 159H169V158H167ZM173 159H175V157H173ZM173 159H172V163H173L172 165H175V163H176V164H179V163H177V161H178L177 158L174 160V161H176V162H174ZM180 159H181V157H180ZM223 159H224V158H223ZM232 159H234V158H232ZM237 159H238V158H237ZM245 159H244V160H245ZM148 160H149V158L146 159V161H148ZM154 160H155V163H154ZM162 160H163V158H162ZM162 160H161V161H162ZM165 160H166V159H165ZM165 160H164V162H165ZM169 160H170V159H169ZM235 160H236V159H235ZM167 161H168V160H166V162H167ZM184 161H187V160L185 159ZM245 161H248V160H245ZM259 161H260V160H259ZM259 161H258V162H259ZM261 161H262V160H261ZM158 162L160 163V161H158ZM179 162H181V161H179ZM188 162H189V161H188ZM204 162H205V161H204ZM204 162H203V163H204ZM206 162H207V161H206ZM206 162H205V163H206ZM235 162H236V161H235ZM235 162L232 161V160H230L229 158H225L224 162L222 161V163H224V165H221V166H223V167H220V164H221V163L219 164V167H218L217 165L215 166V167H217V169H219V168H224V170L227 171V174L225 173L224 175H227L228 178H227V182L224 183V187H223V189H225L227 192H226V194H224V192H223V194H221V195H224V196H221V198L223 197V200H222L221 202H222V205H223V207H224L223 210L225 211V212H224V215H226V217H225L226 219L223 218V219L225 220V222H224L225 225H223L224 223H223V224L220 223V220H219L217 223H220V224H218V226H217V225H216V224H217L216 222H215V223H216V224H215V223L213 222V220H212V221L209 220V222H213V223L215 224V225L213 224V225H214L213 228L216 226V230H215V231L212 230L213 228H211L210 231H212V232H216V231H217V227L221 228L222 226L225 227L226 225H227V226H234V227L237 226V225H239V226L241 225L240 227H246V226L249 227V225H253V223H255V224L257 223L256 226H257V225H259V226L264 225V221H262V219H264V201H262V200H263V196H261V197H262V200H261V197H258L259 194H261L260 192H259V193L256 192V193H258V194H257L256 196H253V194H254L253 191L255 190V188H254V190H253V187L258 186L257 188H260V187L262 186V185H261V186L259 187V185H257V181H258V179L261 178V176H262L263 173H261V174L259 173V176H254L255 178L257 177L258 179L256 178L257 181H256V180H252V187H249V186H251V185L248 186L247 184L243 185L244 183H242V181H241L239 178H237V174H236V172H237L236 169H237V168L234 167V166H235ZM243 162H244V161H243ZM145 163H146V162H145ZM169 163H170V162H169ZM183 163H184V162H183ZM186 163H187V162H186ZM200 163H202V162H200ZM216 163H217V160H216ZM149 164H150V163H149ZM184 164H185V163H184ZM209 164H210V161H209ZM209 164H208V165H209ZM150 165H151V164H150ZM153 165H151V167H153ZM162 165H163V163H162ZM164 165H165V163H164ZM168 165H169V164L167 163V166H168ZM170 165H171V164H170ZM170 165H169V166H170ZM189 165H190V164L188 163V166H189ZM192 165H193V164H192ZM199 165H200V164H199ZM205 165H206V164H205ZM208 165L206 166L207 169H206L205 166H204V168L206 169V170L204 169L206 172L203 170V171L205 172V175H206V173H208V172H207V171H208V168H209ZM214 165H215V164H214ZM259 165H260L261 167H262V166L264 167V162H263L262 164L260 163ZM210 166H211V165H210ZM237 166H238V165H236V167H237ZM145 167H147V164H145ZM155 167H156V166H155ZM159 167L161 168V166H159ZM165 167H166V165H165ZM170 167H171V166H170ZM174 167L177 168V166H174ZM183 167H185V166L183 165ZM186 167H187V166H186ZM197 167H199V166L197 165ZM202 167H203V166H202ZM202 167H201V168H202ZM147 168H148V169L150 168L149 165H148ZM157 168H158V167H157ZM162 168H163V167H162ZM180 168H181V163H180ZM187 168H190V167H187ZM192 168H194V167L192 166ZM210 168H212V167H210ZM167 169H170V168H167ZM178 169H179V168H178ZM178 169H177L176 171H178ZM181 169H182V168H181ZM181 169H180V170H181ZM185 169H186V168H185ZM202 169H203V168H202ZM213 169H214V168H213ZM153 170H155V169H153ZM153 170H152V171H153ZM172 170H173V169H172ZM186 170H187V169H186ZM188 170H189V169H188ZM188 170H187V171L184 170V171L187 173ZM195 170H196V169H195ZM199 170H200V169H199ZM199 170H197V171H199ZM215 170H216V169H214V171H215ZM224 170H222V171H224ZM159 171H160V173H161V172H162V173L165 172V170H164V171L159 170ZM182 171H183V170H182ZM191 171H192V170H191ZM191 171H189V172H191ZM209 171L211 172V171H213V170H209ZM219 171H220V170H219ZM169 172H170V171H168L167 174H169ZM173 172H175V171L173 170ZM173 172L171 171V174H172ZM189 172H188V173H189ZM195 172H196V171H195ZM200 172H201V171H200ZM200 172H199V173H200ZM204 172H202V173H204ZM262 172H263V171H262ZM148 173H149V172H148ZM162 173L159 174V175L157 174L158 176H157V175H156V176H157L158 178H160L159 176L162 177L163 175H165V174L162 175ZM175 173H176V172H175ZM183 173H184V172H183ZM191 173H193V174L195 175V173H194V169H193V172H191ZM191 173H189L188 176L184 173L185 176H184L183 178H182V177H179V178H181L182 181H183V179H184L185 182H190L191 184H193L191 181H193V179H196V178H194L195 176L192 175ZM214 173H215V172H214ZM219 173H220V172H219ZM223 173H224V172H223ZM152 174H153V172H152ZM154 174H155V173H154ZM154 174H153V179H154ZM171 174H170V175H171ZM179 174H181V172H180ZM190 174H191V175H190ZM196 174H197V172H196ZM212 174H213V173H212ZM146 175H148V174H146ZM149 175H151V174L149 173ZM149 175H148V176H149ZM172 175H173V174H172ZM174 175H175V176H178V172H177V175H176V174H174ZM174 175H173V176H174ZM182 175H183V174H182ZM182 175H181V176H182ZM197 175H198V174H197ZM200 175H201V173H200ZM208 175H209V174H208ZM208 175H207V176H208ZM213 175H214V174H213ZM215 175H216V174H215ZM224 175H223V176H224ZM263 175H264V174H263ZM148 176H147V177H148ZM173 176H172V177H173ZM179 176H180V175H179ZM201 176H202V177H200L199 179L204 178V177H203L204 175H201ZM209 176H210V175H209ZM211 176H212V175H211ZM172 177H171V178H172ZM196 177H199V176H196ZM225 177H226V176H225ZM225 177H224V180H225ZM238 177H239V176H238ZM254 177H252V178H254ZM149 178H151V177H149ZM149 178H148V179H149ZM179 178H177V179H179ZM212 178H214V176H212ZM252 178H250V179H252ZM151 179H152V178H151ZM160 179H161V178H160ZM165 179H170V178L167 177V178H165ZM165 179H164V180H165ZM173 179H174V178H173ZM173 179H172L171 181H173ZM181 179H179V181H181ZM199 179H198V180H199ZM221 179L223 180V178H221ZM237 179H239V180H237ZM262 179H263V178H262ZM156 180H157V179H156ZM156 180H155L154 182L157 183ZM164 180H163V181H164ZM174 180H176V179H174ZM201 180H202V179H201ZM201 180H200V182H201ZM204 180H205V182H206L208 179L206 180V179L204 178ZM204 180H203V182H204ZM211 180H212V179H211ZM215 180H216V179H215ZM215 180H213V182H214ZM244 180H245V182H246V181L248 182L249 179H248V180L244 179ZM260 180H261V179H260ZM260 180H259V181H260ZM263 180H264V179H263ZM263 180H261V182H262ZM151 181H152V180H151ZM158 181L161 182V180H159V179H158ZM163 181H162V182H163ZM165 181H166V180H165ZM165 181H164V183H165V185H166V183L168 182V180H167V182H165ZM169 181H170V180H169ZM179 181H176V182H178L177 185L180 184V186H181V183H180ZM196 181H197V180H196ZM209 181H210V180H209ZM209 181H208V183H209ZM146 182H148V181L146 180ZM154 182H153V184H154ZM162 182H161V183H162ZM185 182H184V183H185ZM200 182H197V183H200ZM205 182L203 183V185L206 184ZM210 182H212V181H210ZM218 182H219V180H218ZM261 182H260V184H261ZM156 183L154 184V186H157ZM161 183H160V185H163V184H161ZM170 183H171V182H170ZM184 183H183L182 185H184V186L186 187V185H188V184H186V183L184 184ZM190 183H189V185H190ZM201 183H202V182H201ZM208 183H207V185H208ZM250 183H251V181H250ZM250 183H249V184H250ZM258 183H259V182H258ZM153 184H152V186H153ZM175 184H176V183H175ZM216 184H218V183H216ZM216 184H214V187H215ZM149 185H150V184H149ZM158 185H159V184H158ZM171 185H172V184H171ZM171 185H169L171 188H172V187H175L174 183H173L174 186H171ZM189 185H188V186H189ZM194 185H196L195 182H194ZM197 185H198V186H197L198 191H199V193H201V192H200L201 189H199V188H202V184H201V185H200V184H197ZM207 185H206V187H207ZM210 185L213 187L212 184H210ZM220 185H221V183H220ZM220 185H219V186H220ZM222 185H223V184H222ZM222 185H221V186H222ZM146 186H147V184H146ZM152 186L150 185L149 187H152ZM184 186H183V187H184ZM211 186H210V187H211ZM149 187H147V188H149ZM158 187H161V186H158ZM158 187H154V188H151V189L149 188L150 190L148 189V191H150V193H151V192H154V195L156 194V196H157L162 190H164V191L167 190V186H166V188H165V186H163V188H165V189H161V188H160L161 190H160ZM193 187H194V186H193ZM193 187H192V188H189V189L186 187L187 189L185 188L186 190H185V189L183 190V188H182V186H181L182 190L179 189L180 192H179L178 190H177V192H174V193L171 191L173 194L171 193L172 196H171V195H170L171 197L169 196L168 201L165 200L166 198L162 197L163 200H165V202H163L164 204L162 203V201H161V199H160V201H161V205H162V204H163L164 206L166 205V207H168V209H170L171 207H172V208H173V207L176 208L175 210H177V215H178V211H180L179 208H181V210L184 209V211H186V210L188 211V210H189V207H191L192 209L194 208V209H193L194 211H193L192 213H191L190 210L188 211V213H190V214H192V215H191L190 217L186 218L187 220L185 219L186 222L189 221V223H190V225H188V226H190L189 230H191V227L196 229L197 226H198V227L200 226L201 223H199V221H201L202 219L200 220L199 218H201V216H202L201 214H203L201 210L205 208V207L202 208V206L204 205V203H203V204L201 203V202H202V198H200V197L198 196L199 194H197V192H196L197 190H196V189H194V190H196V191L191 190V189H193ZM204 187H205V186H204ZM210 187L208 186V188H210ZM216 187H217V185H216ZM177 188H179V187H177ZM208 188H207V190H209ZM217 188H219V187H217ZM217 188H216V191H217ZM251 188H252V189H251ZM172 189H173V188H172ZM175 189H176V188H175ZM202 189H203V188H202ZM205 189H206V188H205ZM210 189H211V188H210ZM212 189H214V188H212ZM220 189H221V188H220ZM247 189H248V190H250V189L253 190V191H252L253 194L250 193V196H249V195L247 196V193H248V190H247ZM145 190H147V189H145ZM155 190H156V191H155ZM169 190H170V189L168 188V191H169ZM173 190H174V189H173ZM256 190H258V189H256ZM148 191H147L146 194H148ZM174 191H175V190H174ZM181 191H182V192H181ZM213 191H214V190H213ZM213 191H211V192H213ZM216 191H215L213 194H211V192H210V190H209V191H207V192H210V193H209L210 195H209V194H207V195L213 197V195L218 194ZM218 191H219V190H218ZM221 191H222V190H221ZM258 191H259V190H258ZM261 191L264 192V190H261ZM145 192H146V191H145ZM205 192H206V191H205ZM205 192H203V190H202V193H204V195L206 194ZM219 192H220V191H219ZM150 193H149V195H150ZM162 193H163V192H161V194H159V195L162 196V195H163ZM166 193H167V192H165V194H166ZM144 194H145V193H144ZM146 194L144 195V197H146ZM168 194H169V193H168ZM262 194H263V193H262ZM151 195H152V194H151ZM159 195H158V196H159ZM200 195L202 196V194H200ZM207 195H206V196H207ZM218 195H219V194H218ZM218 195H217V196H218ZM263 195H264V194H263ZM147 196H148V195H147ZM153 197H154V196H153ZM204 197H205V196H204ZM212 197H211V198H212ZM156 198H158V197H156ZM156 198H155V199H156ZM167 198H168V197H167ZM211 198H210V199H211ZM217 198H218V197H217ZM221 198H220V200H221ZM146 199H147V198H145V200H146ZM155 199H154V198H151V199L148 198V199H147V200L152 201V205H154V206H152L153 208H154L155 205H156L155 203H153V200H155ZM204 199L207 200V198H204ZM208 199H209V198H208ZM210 199H209V200H210ZM214 199H215V196H214ZM156 200H157V199H156ZM156 200H155V201H156ZM211 200H212V199H211ZM235 201H236V203H234V204H235V206H234V205H233V202H235ZM148 202H149V201H148ZM199 202H200V203H199ZM203 202H204V201H203ZM208 202L212 205V202H210V201H208ZM215 202H217V200H214V203H215ZM218 202H220V201H218ZM145 203H146V202H145ZM156 203H157V202H156ZM159 203H160V202H159V200H158V206H159ZM206 203H207V202H206ZM249 203H250V204H249ZM146 204L149 205L148 203H146ZM196 204L198 205V208H201V209H196V208L194 207ZM200 204H202V206H200ZM215 204H216V203H215ZM218 204H219V207L221 206L220 208L222 209V205H220V203H218ZM150 205H151V203H150ZM150 205H149V206H150ZM206 205H207V204H206ZM247 205H249V206H247ZM250 205H251V206H250ZM158 206H157V207H158ZM215 206L217 207V205H215ZM152 207H151L150 209H152ZM157 207L155 208L156 210H155V209H154V210H155V211H158V213H160L161 210H160V212H159V210L157 209ZM161 207H163V206H161ZM166 207H165V208L163 207L164 211H165V210L167 211ZM178 207H179V208H178ZM209 207H210V206H209ZM212 207H213V206H212ZM219 207H218V208H219ZM159 208H160V207H159ZM174 208H173V209H174ZM177 208H178V209H177ZM191 208H190V209H191ZM214 208H215V207H214ZM214 208L211 209V212H212V213H213L212 210H214ZM160 209H161V208H160ZM192 209H191V210H192ZM195 209H196V210H195ZM207 209H208V208H207ZM207 209L205 208V210H207ZM154 210H153V209H152V211L150 210V214H151L152 216L155 215V214L157 213V212L155 213ZM175 210H174V211H175ZM219 210H220V209H219ZM164 211H163V212H164ZM169 211H171V210H169ZM184 211H182V212H184ZM214 211H215V210H214ZM216 211H217V209H216ZM151 212H154L155 214H152ZM167 212H168V211H167ZM175 212H176V211H175ZM180 212H181V211H180ZM182 212H181V213H182ZM222 212H223V211H222ZM158 213H157V214H158ZM168 213L170 214L171 212H168ZM168 213H167L166 215H168ZM172 213H173V211H172ZM181 213H179V215H180ZM186 213H187V212H186ZM208 213H210V212H208ZM219 213L221 214V212H218L217 214H219ZM157 214H156V215H157ZM162 214H165V213H162ZM173 214H174V213H173ZM175 214H176V213H175ZM175 214L173 215V217L175 216ZM205 214H206V211H205ZM205 214H203V215H205ZM213 214H216V213H213ZM160 215H161V214H160ZM188 215H189V214H187V216H188ZM222 215H223V214H222ZM222 215H221V216H222ZM163 216H164V215H163ZM170 216L172 217V214H170ZM170 216H168V217H170ZM184 216H186V215H184ZM187 216H186V217H187ZM208 216H212V217H214V215H211V214L208 215ZM208 216H207V217H208ZM216 216H219V215H216ZM221 216H220V217H221ZM155 217H156V216H155ZM159 217L163 218L162 215L159 216ZM159 217H158V218H159ZM166 217H167V216H166ZM171 217L169 218L170 221L168 220L170 223H171V221H172ZM176 217H177V216H176ZM179 217H180V216H179ZM181 217H182V216H181ZM181 217H180V218H181ZM207 217H206V218H207ZM212 217H208V218H212ZM223 217H224V216H223ZM180 218H179V220H180ZM183 218H184V217H183ZM183 218H182V219H183ZM206 218H205V219H206ZM215 218H216V217H215ZM215 218H213V219H215ZM221 218H222V217H221ZM151 219H152V218H151ZM165 219H166V218H165ZM182 219H181V221H182ZM205 219H204V220H205ZM223 219H221L222 222H223ZM149 220H150V219H149ZM162 220H163V219H161V222H162ZM198 220H199V221H198ZM207 220H208V219H207ZM255 220H256V221H255ZM151 221H152V220H151ZM155 221H157V219H156ZM155 221H154V222L152 221V222H153V223H156ZM159 221H160V219L158 220V222H159ZM175 221H176V220H175ZM177 221H178V218H177ZM177 221H176V222H177ZM196 221L199 223V225H198V223H197ZM215 221H217V220H215ZM149 222H150V221H149ZM169 222H168V223H169ZM178 222H179V221H178ZM205 222H208V221L205 220ZM205 222L203 221V223H205ZM251 222H252V223H251ZM153 223H151V224L153 225ZM159 223H160V222H159ZM159 223H157V224H159ZM164 223H165V222H164ZM164 223H163V224L161 223L162 226H160V227L162 228V231H161L162 234H160V235H162L161 238L163 237V240L160 238V239L162 240L161 243H163V241H165V244H166V246H167L166 241H170V240H172V239H176V242H179V241H177V240H179V239H177V236H178V231H179V229H181V228H179L178 230H176V228H177L178 226L174 225L175 227H172V226L170 227V225L168 226V223H166V224H164ZM258 223H260L261 225L258 224ZM174 224H176V223H174ZM177 224H178V223H177ZM181 224H182V223H181ZM183 224H185V223H183ZM207 224H208V223H207ZM207 224L205 223V225H206L205 227L208 226ZM209 224L212 226L211 223H209ZM221 224H222V226L220 227ZM146 225L150 226V224H146ZM152 225H151V226H152ZM154 225H155V224H154ZM181 226H182V225H180L179 227H181ZM188 226H187V227H188ZM202 226L204 227V224H203ZM202 226H200L199 228H201ZM211 226H210V227H211ZM239 226H237V227L240 228ZM152 227H153V226H152ZM152 227H151V229H152ZM157 227H158V226H157ZM185 227H186V226H183V228H185ZM203 227H202V228H203ZM208 227H209V226H208ZM208 227H207V229H208ZM257 227H258V226H257ZM257 227H256L255 229H257ZM262 227H264V226H262ZM219 228H218V230H219ZM226 228H227V227H226ZM229 228H230V227H229ZM229 228H228V230H227V231H228V237H229V230H230ZM238 228H237V229H238ZM252 228H253V227H252ZM259 228H260V227H259ZM149 229H150V228H149ZM151 229H150V230H151ZM153 229H154V227H153ZM185 229H186V228H185ZM195 229H192V230H191L192 233H193V230L196 231ZM204 229H205V228H204ZM240 229H241V228H240ZM243 229H244V228H243ZM248 229H249V228H248ZM248 229H247V230H248ZM250 229H251V226H250ZM158 230H160V229H158ZM183 230H184V229H183ZM186 230L189 231L188 228H187ZM186 230H185V231H186ZM201 230H202V229H201ZM201 230H200V232H201V233H200V237H199V235L196 236V233H195V234L193 233V235H195V236H194V237L192 236V238L189 239L188 241L191 243V242H193V241L195 240V244H197L196 242H197L200 238H202V239L205 238V237H203V236H205V235H202V234H204V232L201 231ZM238 230H239V229H238ZM247 230H246V231H247ZM175 231H176V232H175ZM187 231H186V234H187ZM204 231H205V230H204ZM207 231H209V230H207ZM207 231H205V232L207 233ZM210 231H209V232H210ZM227 231H226V233H227ZM242 231H243V230H242ZM246 231L244 230L243 232L245 233ZM258 231H259V229H258ZM263 231H264V228H263ZM151 232H152V230H151ZM181 232H183V231H181ZM181 232H180V233H181ZM202 232H203V233H202ZM209 232H208V233H209ZM212 232H210L209 235H211ZM223 232H224V231L222 230V236L224 235ZM240 232H241V231L239 230V233H240ZM254 232H255V231H254ZM256 232H257V231H256ZM259 232H260V231H259ZM259 232H258L257 235L260 236L261 234H260ZM156 233H157V231H156ZM180 233H179V235H180ZM184 233H185V232H184ZM188 233H189V232H188ZM192 233H190V234L192 235ZM198 233H199V232H198V230H197V234H198ZM206 233H205V234H206ZM220 233H221V232H220ZM220 233H219V234H220ZM226 233H225V235H226ZM244 233H243V235H242V234H240V235L238 234V237L240 236V238H241V236H243V238H241V241H242V239H244V236H247V235H245L246 233H245V234H244ZM261 233H262V232H261ZM181 234H182V233H181ZM190 234H188V235H190ZM215 234H216V233H215ZM247 234H248V233H247ZM251 234H252V233H251ZM183 235H184V234H182V237H183ZM188 235H187V236H188ZM201 235H202V236H201ZM213 235H214V234H213ZM249 235H250V234H249ZM252 235H253V234H252ZM254 235H256V234L254 233ZM254 235H253V236H254ZM257 235H256V236H257ZM263 235H264V233H263ZM185 236H186V235H185ZM187 236H186V237H187ZM256 236H254V237H256ZM186 237H185V238H186ZM188 237H189V236H188ZM207 237H208V234H207ZM217 237H218V236H217ZM220 237H221V235H220ZM220 237H219V239L221 240V238H223V237H221V238H220ZM226 237H227V236H226ZM226 237H224V238L222 239V241L225 240ZM238 237H237V238H238ZM249 237H250V236H248V238H249ZM254 237H253V238H254ZM260 237L263 238L262 236H260ZM208 238H209V237H208ZM208 238H206V241L209 240ZM215 238H216V237H215ZM245 238H247V237H245ZM248 238H247V240H248ZM251 238H252V237H250V239H251ZM160 239L158 238V241H159ZM186 239H187V238H186ZM202 239H200V240H202ZM211 239H213V238L210 236V240H211ZM228 239H229V238H228ZM250 239H249V241L252 240V239H251V240H250ZM263 239H264V238H263ZM244 240H246V239H244ZM255 240H256V241H255ZM255 240H254L255 243H256V242H258V243L260 242V243H261V241L264 242V240H262V239H261V241H259V240H260L259 238H258V241H257V239H255ZM206 241H205V242H206ZM211 241H212V240H211ZM213 241H214V240H213ZM225 241H227V239H226ZM225 241H224V242H225ZM170 242H171V241H170ZM201 242H202V241H201ZM244 242H245V241H244ZM251 242H253V241H251ZM198 243H199V242H198ZM249 243H250V242H249ZM170 244H171V243H170ZM192 244H194V243H192ZM194 250H197V249H194ZM237 250H238V249H237ZM198 251H199V250H197V251H195V252L198 253ZM222 251H223V250H222ZM222 251H220V252L222 253ZM231 251H232V250H231ZM231 251H229V252H231ZM206 252H207V251H206ZM173 253H175V252H173ZM177 253H178V252H177ZM177 253H176V255H177ZM218 253H219V252H218ZM223 253H224V251H223ZM226 253H227V252H226ZM226 253H225V254H226ZM243 253H244V252H243ZM245 253H246V252H245ZM225 254H223V255H225ZM243 255H245V254H243Z\"/></svg>","mask_w":264,"mask_h":264}]
</instances>
